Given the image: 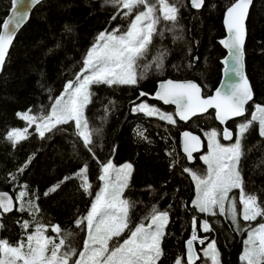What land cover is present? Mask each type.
Masks as SVG:
<instances>
[{
	"label": "trees",
	"instance_id": "1",
	"mask_svg": "<svg viewBox=\"0 0 264 264\" xmlns=\"http://www.w3.org/2000/svg\"><path fill=\"white\" fill-rule=\"evenodd\" d=\"M172 2L180 7L179 20L171 32L167 30L171 25L162 23L164 38L157 37L155 47L138 61L144 70L138 74L143 73L145 78L140 79L136 86H90L92 102L85 115L90 128L99 130L93 135L95 157L76 135L74 122L58 125L40 137L35 125L29 127L16 113L31 109L35 115L48 114L66 83L76 79L84 56L97 35L125 25L130 17L125 18L124 9L106 5L104 0H42L33 8L28 21L16 34L0 73V190L11 192L15 198L26 185V200L33 199L32 194L35 193L39 197L36 203L41 212L35 221L27 212L15 209L4 214L0 218L5 226L0 229V238L16 244L24 236L22 222L32 221L29 228L32 229L39 221L59 224L64 230L75 232L74 246L77 251L82 250L86 231L77 229L74 222L90 209L103 185L99 179L101 164L111 160L115 164L128 162L133 166L129 188L124 192V198L135 203L130 227L141 222L146 224L149 220L145 217L152 205L169 213L166 235L161 243L164 252L162 264H174L178 257L187 264L185 240L193 231L194 217L200 237L215 241L220 264H242L240 255L246 231H236L226 215L211 216L195 209L192 205L195 183L190 173L183 171L188 168L202 172L203 163L198 155L193 163H188L181 153V129L189 128L201 134L212 127L220 128L213 112L196 116L186 123L176 119L175 124H169L157 116L149 117L132 111L142 99L168 107L140 95L141 92L151 93L159 79L193 78L201 84L204 94H209L220 79L221 59L225 54L219 42L225 33L222 19L226 7L233 0H205L201 9L192 8L189 0ZM11 4L12 0H0V29ZM113 16H116L115 20ZM65 25L71 28L70 32L66 31ZM178 27L180 31L175 35ZM246 27L245 70L253 88V99L248 103L243 118L249 119L253 104L264 105V0H253ZM176 37L179 38L174 39ZM164 49H167V55L162 69L157 70L153 65L145 70L144 65ZM234 123L235 120L230 122L233 131ZM11 127H26L27 138L13 146L6 138ZM138 131H143L147 139L138 136ZM242 150L244 155L239 168L245 192L255 193L264 201V137L259 135L258 122H254V127L242 140ZM29 157H32L31 163L23 174L18 173L17 170ZM85 163L88 165L90 194L85 193L80 180L74 178L48 196L44 195L51 186L63 177L71 176ZM10 173L17 179L11 180ZM239 193V189H233L229 196L236 199L237 220L246 228L247 222L241 216ZM18 207L19 202L15 199V208ZM206 220L212 227L209 232H204L200 226ZM260 222H264V218H258L251 224L255 226ZM50 233L56 236L51 230ZM126 237L127 233L122 234L118 241ZM200 260L209 261L205 258Z\"/></svg>",
	"mask_w": 264,
	"mask_h": 264
},
{
	"label": "snow or ice",
	"instance_id": "2",
	"mask_svg": "<svg viewBox=\"0 0 264 264\" xmlns=\"http://www.w3.org/2000/svg\"><path fill=\"white\" fill-rule=\"evenodd\" d=\"M41 0H12V16L3 23L0 31V72L6 62L9 46L13 43L16 30L28 18V11H21L20 5L27 4L28 8L37 5ZM253 0H233L226 8L224 24L227 29V39L220 42L228 49L231 60L225 74L231 73L236 79L231 80L226 87L217 88L215 95L203 98L201 88L194 81H162L155 96L165 104L176 106V115L180 120L187 121L199 113L207 112L209 108L216 110V118L224 122L234 117H244L246 105L253 99V90L244 71V44L247 35L245 25L249 7ZM104 4L124 9V17H132L127 28L123 31L119 27L112 31L100 32L93 45L84 56L80 72L76 74L75 81H68L64 92L51 105V111L45 115L32 114V110L18 112L16 115L26 121L28 126L36 125L40 137L50 132L58 125L74 122L76 135L83 141L84 147L93 154L94 132L98 129L90 128L85 110L92 102L90 86L93 84H106L108 86L126 85L136 86L143 73L138 74V61L145 58L149 51L155 47L154 40L164 38L162 23L171 25L167 30L173 31L179 20L180 7L172 0H104ZM205 0H191V7L201 9ZM113 20L116 16L112 17ZM66 31L71 28L65 25ZM176 37L174 39H178ZM167 49L158 52L152 61L144 65L148 70L153 65L157 70L162 69ZM228 63V60H225ZM141 96L147 93L141 92ZM51 99V97H50ZM105 111L108 109L106 107ZM133 112H141L147 116H159L169 124H175L172 114L161 112L159 109L140 103L133 107ZM258 122L259 135L264 137V105H255L251 119L237 125L236 140L230 146H225L217 139L218 133L213 130L207 133L208 155L201 157L207 165V174L203 177L188 168L184 172L190 173L195 181L196 198L192 205L200 213L211 216H227L235 226L236 231H246L247 238L243 241L244 248L240 255L242 264H264V222L252 226L251 222L264 218V201L255 193H246L244 179L240 172V160L244 155L242 140ZM137 135L147 139L143 131ZM184 151L191 160L192 153L198 150L200 138L189 132H184ZM233 132L225 128L223 138L230 140ZM7 140L15 146L27 138V128L21 130L13 128L7 132ZM171 155V153H169ZM32 157L17 171L23 174L31 163ZM174 166V165H170ZM133 166L125 163L119 167L111 160L101 164L99 179L104 182L103 187L96 194L87 214L75 220L77 229L86 231L82 250L77 251L74 238L77 235L70 230H64L59 224H43L36 221L33 231H28L36 215L41 212L36 200L38 196L33 193V199L28 196L27 186L20 191L15 199L19 202L16 211L27 212L32 221L24 220L22 229L24 236L15 245L7 239L0 238V264H162L164 255L161 243L166 235L165 228L169 221L168 211H160L155 205L145 219L150 222L146 225L141 222L130 227L131 213L135 203L124 198V192L129 188ZM88 165L85 163L71 176L63 177L58 183L51 186L44 193L48 196L55 192L66 181L74 178L80 180V187L90 194L91 184L88 181ZM11 180H16L15 174H9ZM151 188V186H149ZM232 189H239V203L242 205L241 216L247 227L237 220V201L230 197ZM227 204V206H226ZM13 198L6 192H0V218L14 210ZM193 218V234L186 241L187 264H194L199 257L193 250V242L198 239ZM5 226L0 220V229ZM204 232L212 230L206 220L202 224ZM49 229L56 234L55 237L46 233ZM127 238L122 243L118 240L122 234ZM203 244L204 240L201 239ZM204 257L210 258L211 264H220L219 251L215 241L203 250ZM174 264H182L181 258H176Z\"/></svg>",
	"mask_w": 264,
	"mask_h": 264
},
{
	"label": "water",
	"instance_id": "3",
	"mask_svg": "<svg viewBox=\"0 0 264 264\" xmlns=\"http://www.w3.org/2000/svg\"><path fill=\"white\" fill-rule=\"evenodd\" d=\"M41 1H42V0H41ZM231 3H232V2H231ZM231 3H230V4H231ZM189 4L191 5V0H189ZM230 4H229V5H230ZM229 5H228V6H229ZM35 6H36V5L32 6L31 8H28V6H27L26 3L20 5V10H21V11H25V10L28 11V18H27V19L21 24V27H20L19 29L16 30V34L19 32V30L22 28V26L28 21V19H29V17H30V14H31V11L33 10V8H34ZM228 6H227V7H228ZM12 7H13V4H11V7H10V9H9V11H8V13H7V15H6V17L4 18V20H3V22H2V25H1V29H0V31H3V23H4V21L7 20L10 16H12V14H13V13H12ZM227 7H226V8H227ZM250 7H251V5H250ZM250 7H249V10H250ZM225 11H226V9H225ZM225 11H224V15H225ZM224 15H223V19H222V21H223V26H224L225 33H224V35L219 39V42H220L221 40L227 39V36H228L227 29H226V26H225V24H224ZM246 21H247V18H246ZM246 21H245V25H246ZM246 29H247V27H246ZM16 34H15V36H16ZM15 36H14V38H15ZM13 41H14V39H13ZM245 41H246V40H245ZM220 43H221V42H220ZM11 45H12V44H11ZM11 45L9 46V49H10ZM221 45H222V47H223L224 50H225V54H224V56H223L222 59H221V62H222L221 75H220V79H219L217 85L215 86V88H214L209 94H204V93H203V88H202L201 84H200L197 80H195V79H193V78H173V77H166V78H163V79H159V80L157 81V83H156V86H155L154 90H153L151 93H147L146 97H147L148 99L155 100V101L161 103V104L164 105V106H171V107L173 108V111H174V114H175V113H176V106H175L174 104H165L162 100H159V99L156 98V96H155L156 92H157L158 89H159V85H160V83H161L162 81H166V80H169V79H171V80H173V81H194V82H196V83L200 86V88H201V96H202L203 98H207V97H209V96H213V95H215V92H216L217 88H224V87H226V85H227L231 80L236 79L234 76L231 75V73H228L227 75L225 74V70H226L227 68H229V66H230V64H231V60L229 59V56H228V49L225 48L224 45H223L222 43H221ZM244 45H245V44H244ZM8 51H9V50H8ZM225 60H228V63H227V64L225 63ZM244 71H245V73H246V70H245V52H244ZM0 73H1V72H0ZM247 78H248V77H247ZM248 80H249V79H248ZM249 82H250V81H249ZM250 85H251V83H250ZM251 87H252V85H251ZM252 90H253V88H252ZM249 102H250V101H249ZM247 105H248V104H247ZM247 105H246V107H247ZM209 111H212V112H213V116H214L216 122L222 126L221 135H222V139H223V141H225V142H231V141L234 139L235 134H234L233 129H232L231 127H229L227 124H228L229 122L233 121V120L240 119L241 117H234V118H230V119H228V120H226V121H224V122H221L220 120H218V119L216 118V110H215L214 108H209V109L207 110V112L199 113V114H197L196 116H200V115L206 114V113H208ZM245 113H246V112H245ZM196 116H194V117H196ZM175 117H176L177 120H179V121L182 122V123H186V122H188V121H190L191 119L194 118V117H192V118H190L189 120L184 121V120H180V118H179L176 114H175ZM225 128H227V129H229L230 131L233 132V137H232V139H230V140H226V139L223 138V130H224ZM184 132H189V133H191L192 135L198 136V137L200 138V145H199V147H198V150L192 153V157H193V158H192L191 160L188 159V157H187V153L184 151V139H185L184 136H183V133H184ZM179 148H180L181 153L185 156L187 162H188V163H193V162L195 161V159H196V156L199 155L201 152H203V151L205 150V140H204L203 136H202L200 133H198V132H196V131H193V130H191V129H189V128H183V129H181V131H180V133H179ZM0 192H6V193H8L10 196H12V198H13V204H14V206H15V198H14V196H13V194H12L11 192H9V191H7V190H0ZM14 209H15V207H14ZM192 234H193V231H192L191 235L185 240V255H186V259H187V244H186V241H187L188 239L191 238ZM198 238H199V240L202 239V238H200V237H198ZM193 250L195 251L196 255L199 257V255H198V251H197V248H196V246H195V241L193 242ZM198 260H199V259H198ZM198 260H195V261H194V264L197 263Z\"/></svg>",
	"mask_w": 264,
	"mask_h": 264
},
{
	"label": "rangeland",
	"instance_id": "4",
	"mask_svg": "<svg viewBox=\"0 0 264 264\" xmlns=\"http://www.w3.org/2000/svg\"><path fill=\"white\" fill-rule=\"evenodd\" d=\"M173 3H174V2H173ZM131 19H132V17L130 16L129 21H130ZM129 21H128L125 25H123V26H120V25H119V26H115L113 29L119 27V28L121 29V31H123V30H125V29L127 28V25H128V23H129ZM113 29H111V30H109V31H112ZM179 31H180V27H178V28L176 29V31L174 32L175 35L178 34ZM172 35H174V34H172ZM141 71H144V70L141 69V67L138 65V67H137V72H141ZM74 81H75V80H74ZM63 92H64V91H63ZM140 103H146V104H148L149 106H152V107H155V108L159 109L161 112H164V113H170V114L173 115L174 119L176 120V117H175V114H174L173 108H172V110H171V109H169V106H168L167 108H164L163 106L158 105V104L153 103V102H150V101H148V100H146V99H142L141 101L137 102V103L135 104V106L138 105V104H140ZM255 105H257V104H253V106H252V108H251L252 110L250 111V114H249L250 118H249V119H251V113L255 110ZM135 106H134V107H135ZM50 111H51V110H50ZM50 111H49V113H50ZM23 112H25V111H23ZM21 113H22V112H21ZM157 117H159V116H157ZM247 119H248V118H247ZM242 122H245V118H241V119H238V120L235 121V123H234V126H235V132H234L235 137H234V139H233L231 142H225V141H223V139H222V137H221L220 129L217 128V127H212V128H210V129H208V130H206V131H203L201 134H202V136H203V138H204V140H205V146H206V147H205V150H204L203 152H201V153L198 155V157H199V159H200V162L203 163V166H202V170H203V171H202V172H199L198 170H195V169H194V170L192 169L191 171L196 172L197 175H200L201 177H203V176H205V175L207 174V165H206V164L204 163V161L201 159V157L208 155V152H209V147H208L209 141H208L207 133H210L211 131L215 130V131L218 133V135H217V139L220 141V143H221L222 145H225V146H230V145H232L233 143H235V140H236V132H237V125L240 124V123H242ZM27 125H28V124H27ZM34 125H35V124H34ZM35 127H36V125H35ZM13 128H18V127H11V128H9L8 131H10V130L13 129ZM25 128H26V127H24V128H18V129L23 130V129H25ZM138 129H139V128H138ZM113 164H114L115 166H117V167L123 165V164H115V163H113ZM200 166H201V165H200ZM194 183H195V181H194ZM103 184H104V182H103ZM102 187H103V185H102ZM232 190H233V189H232ZM99 191H100V190H99ZM239 194H240V193H239ZM195 198H196V186H195V196H194V199H195ZM25 199H26V198H25ZM94 199H95V198H94ZM194 199H193V200H194ZM241 211H242V205H241ZM149 222H150V221H148V222L146 223V225H147ZM203 223H204V221L201 223L200 226H202ZM34 228H35V227H34ZM34 228L29 229L28 231H33ZM201 228H202V227H201ZM46 234L49 235V236L54 237L53 235H51L50 230H49ZM195 234L197 235V237L202 236L198 231H196ZM22 238H23V237H22ZM22 238H21V239H22ZM85 238H86V236H85ZM126 238H127V237H126ZM126 238H124V239H126ZM200 238H202V239L204 240V243H203V244L200 243L199 238L195 241L196 248H197L198 255H199V260H198L199 263H197V264H211L210 258L204 257V255H203V250L207 248V245H208L209 243H211L212 240L209 241V238L205 239V237H200ZM246 238H247V234H246V236H245V239H246ZM118 242H119V243H122L123 240L118 241ZM12 245H15V244H12ZM201 258L209 259V261H208V262H202V261L200 260ZM182 263L184 264V261H182Z\"/></svg>",
	"mask_w": 264,
	"mask_h": 264
},
{
	"label": "flooded vegetation",
	"instance_id": "5",
	"mask_svg": "<svg viewBox=\"0 0 264 264\" xmlns=\"http://www.w3.org/2000/svg\"><path fill=\"white\" fill-rule=\"evenodd\" d=\"M241 118H243V117H241ZM241 118H240V119H241ZM236 120H238V119H236ZM236 120H235V121H236ZM227 125H228L229 127H231L230 122H229ZM219 126H220L219 129H220V131H221V130H222V126H221L220 124H219ZM234 132H235V131H234ZM205 147H206V146H205Z\"/></svg>",
	"mask_w": 264,
	"mask_h": 264
},
{
	"label": "crops",
	"instance_id": "6",
	"mask_svg": "<svg viewBox=\"0 0 264 264\" xmlns=\"http://www.w3.org/2000/svg\"><path fill=\"white\" fill-rule=\"evenodd\" d=\"M125 163H128V162H124V163H121V164H125Z\"/></svg>",
	"mask_w": 264,
	"mask_h": 264
}]
</instances>
